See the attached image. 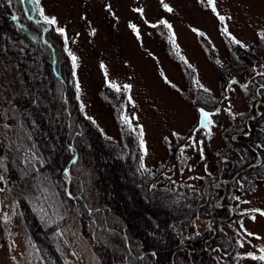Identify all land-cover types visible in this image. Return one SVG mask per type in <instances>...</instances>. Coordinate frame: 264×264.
<instances>
[{
    "label": "rangeland",
    "instance_id": "rangeland-1",
    "mask_svg": "<svg viewBox=\"0 0 264 264\" xmlns=\"http://www.w3.org/2000/svg\"><path fill=\"white\" fill-rule=\"evenodd\" d=\"M215 2L218 12L230 19L221 22L211 11L207 0L203 3L201 0H40L39 6L45 9L47 15L55 16L58 24L48 26L40 18L35 21L40 20V38L44 43L51 30L64 27L67 48L78 57V67L73 75L71 57L65 50L64 62L68 69L62 71L65 78L60 74L55 48H52L50 57L53 75L62 90L65 85L67 87L69 96L65 100L77 112L76 122L81 124L84 118L91 116L110 148L119 146L130 151L132 144L134 151L130 153L131 157H136L134 160L138 172H145L140 166L143 157L147 171L154 175L152 185L155 188L184 185L193 199L197 200L196 203L204 207V211L197 212L202 213V216L196 215L191 220V234L178 230V234L182 233L180 243L188 244L187 251L190 253L195 250L189 239H204V252L196 257L195 262L192 256L190 264H264V261L252 260L246 255L247 252L260 255L259 250L264 248V217L251 211L254 208L264 210V145L258 141L254 147L251 146L254 155L250 157L249 164L231 177L225 175V169L232 164L237 166L245 163L243 153L249 156L247 147L251 145L248 138L254 129L252 122L257 123L256 130L264 131L262 126H258L264 117V97L257 82L264 58L260 59L257 68L231 70L230 45L223 32L227 27L244 44L252 46L256 43L259 40L258 33L264 32V0ZM30 3V7H37L32 0ZM164 3L172 7L173 12H167ZM24 4L28 10L27 2ZM108 5H111V11ZM138 8L143 9V14L136 11ZM162 19L172 25L171 30L158 24ZM131 24L137 25L139 38L130 27ZM152 24L158 26L153 28ZM45 27L49 29L47 32L44 31ZM193 29L205 35L200 36ZM173 33L174 43L170 39ZM61 44L65 48V44ZM215 55L220 64L214 59ZM101 63L106 66L108 80L121 86L131 84V90L117 93L109 88ZM225 63L229 64L223 69ZM16 74L15 63L0 56V110L9 105L20 91L15 81ZM197 80L210 91L205 93L196 83ZM232 80L237 83L229 87ZM77 82L80 84L79 93ZM114 95L117 103L112 100ZM129 95L132 97L131 102ZM81 103L84 104L83 111L80 110ZM200 107L213 113L214 124L210 137L207 128H200ZM125 114L131 118V128L121 118ZM241 121L247 122L246 129L233 132L229 138L230 129L236 130ZM140 126L144 131L146 155L139 146ZM125 128L130 130L134 143H127ZM79 135L75 137L79 139ZM6 139L8 142L13 141L14 136H6L0 128V141L4 143ZM199 141L203 143H195ZM76 143L74 138L68 142L71 145L67 151L69 160L61 172L67 181L68 193L70 177L66 178L63 170L70 169L73 157L79 158ZM236 143L241 144L235 147ZM1 146L0 156H7ZM228 152L238 155L234 161L227 157ZM57 156L62 161L65 151ZM103 162L113 164L112 160L105 157ZM6 163L9 166V170L4 173L7 182H0V188L4 189L0 191V264H44L34 241L20 221V207L13 190L15 171L9 157ZM259 164L262 165L263 175L251 178L248 182L241 177L239 179L242 171ZM116 177L118 181L115 185L121 187L118 193L125 199L130 213H139L137 224H153L152 216L137 206V195L131 194L135 190L133 183L122 162L117 167ZM245 200L251 203H243ZM141 201L149 210L161 214L159 211L162 207L159 204L151 206ZM171 213L173 217V211ZM253 215L256 220L251 219ZM241 222L244 228L255 235L245 237L240 228ZM81 226L76 216L70 215L68 230L59 241L64 257L70 264H99L91 243L84 238ZM162 230L165 231L154 223V247L161 241L157 238ZM257 236L262 239H257ZM241 238L245 239L243 248L236 243ZM162 247L164 251L165 244ZM176 260L174 252L172 262L177 264Z\"/></svg>",
    "mask_w": 264,
    "mask_h": 264
},
{
    "label": "trees",
    "instance_id": "trees-1",
    "mask_svg": "<svg viewBox=\"0 0 264 264\" xmlns=\"http://www.w3.org/2000/svg\"><path fill=\"white\" fill-rule=\"evenodd\" d=\"M26 2L28 10L19 0H12L11 5L8 0H0V56L15 63L17 69L15 81L20 87L12 102L0 110V128L3 134L6 136L12 134L13 141L19 142L17 136L23 133L17 124L18 121L25 123L28 126L26 131L32 133L33 140L48 162L41 169V175L21 178L20 168L12 163L14 153H10L3 144L1 147L10 158L15 171L13 190L20 207V221L34 241L44 264H70L64 257L59 241L61 242L63 234L68 230V218L72 214L81 223L84 238L91 243L99 264H174L175 259L172 262L174 252L177 264H190L192 256L195 262L196 257L204 252V239L198 240L199 237L189 239L193 242L195 250L191 254L187 251L188 244L180 243L182 233L178 234V230L191 234L193 231L191 220L196 215L201 217L202 213L197 212L204 211V207L196 203L197 200L193 199L189 189L184 185L178 184L166 189L153 187L154 175L149 170L144 173L137 170V162L134 160L136 157H131L130 153L134 151L132 144L130 151L119 146L110 148L103 132L90 120L84 118L83 123L76 122L77 112L73 111V105L65 100L69 96L67 87L63 86L65 89L62 90L50 66L52 48H55L59 71L65 78L62 71L66 72L68 69L64 62L66 51L61 44V42L64 44L63 37L53 29L46 35L48 43H44L40 38L41 24L35 21L40 17L36 11H32L30 0ZM13 15L19 17V20H13ZM28 16L33 19L29 20ZM227 39L231 53L229 63L233 65L231 70L257 68L260 59L264 58V39L259 37L256 43L247 47L232 43L228 35ZM214 59L218 64L221 63L216 55ZM228 64H223L222 68L226 69ZM262 66L257 82L264 97V75H261L264 73V64ZM112 100L117 103L115 95ZM32 121H35L34 128L31 127ZM260 121L262 124L258 126L264 128V117ZM239 123L236 130L230 129L229 138L233 132H242L246 129V121ZM256 124L252 122L254 129L252 136L248 138L251 144L250 148L247 147L250 154L247 156L243 153L247 162L239 163L237 166L232 164L225 169L226 176H233L239 169L249 164L254 155L251 146L254 147L258 141L264 145L262 137L264 131L256 130ZM76 133L80 134L77 136L79 139L75 137ZM124 134L127 143H134L130 130L125 128ZM72 138L77 141L79 158L70 167L71 196H69L66 189L67 181L63 179L61 172L69 160L68 142ZM7 143L6 139L4 144ZM240 144L236 143L234 146L238 147ZM62 151H65V156L60 161L57 154L60 155ZM226 155L233 161L238 156L229 152ZM103 157L112 160L113 164H104ZM121 162L129 172V179L135 189L131 194L137 195L136 202L139 204L137 206L152 216L153 224H137L139 213H130L125 199L119 195L121 187L115 183L118 181L116 170ZM260 175H263L261 164L242 171L238 177L248 182ZM42 176L49 178L44 184L40 183ZM180 197L181 200L178 199ZM141 199L151 206L159 204L162 207L159 211L161 214L149 210ZM191 206L193 207L190 210ZM41 208L44 209L43 212L40 211ZM154 223L157 227L165 229L160 231L157 239L161 241H158L157 247H154ZM210 241L205 244L208 245ZM164 244L166 248L163 251ZM154 251L156 255H153Z\"/></svg>",
    "mask_w": 264,
    "mask_h": 264
},
{
    "label": "snow or ice",
    "instance_id": "snow-or-ice-1",
    "mask_svg": "<svg viewBox=\"0 0 264 264\" xmlns=\"http://www.w3.org/2000/svg\"><path fill=\"white\" fill-rule=\"evenodd\" d=\"M19 2L25 3L26 0H19ZM32 2L37 6V7H34L32 9V11H38L40 20H42L45 25L54 26V25L58 24V20L55 16L47 15L45 13V9L43 7L39 6L40 0H32ZM162 2H163V0H162ZM201 2L203 3L204 0H201ZM8 3H9V5H11L12 0H8ZM207 3L211 6V11L217 15L218 19L221 22H224L226 19H230V17L226 18L224 15H221L218 12L215 0H207ZM163 7L167 12H173V8L170 7L167 3H164ZM108 10L111 11V5H108ZM136 11L143 14V9L138 8V9H136ZM12 19L13 20H19V17L13 15ZM28 19L32 20L33 18L31 16H28ZM40 20H37L36 23L39 24ZM158 24L167 27L169 30L172 29V25L167 20L162 19L158 22ZM158 24H152L151 26L153 28H156L158 26ZM130 27L133 29V31L136 33L137 37L139 38L140 33H139L138 28H137V25L131 24ZM48 30L49 29L47 27L44 28L45 32H47ZM55 31L64 37L65 50L68 52V55L71 57L73 75H75V69L78 67V57L71 50H69L67 48L68 40H67L66 29L64 27H56ZM193 31L198 32V34L200 36L205 35L203 32H200L198 29H193ZM223 32L225 35H228L230 37V40L232 43H234L236 45H240L241 47H247V45L243 44V42L240 39H238L231 32H229L227 27H225L223 29ZM92 34L93 35L95 34V29L92 30ZM258 35H259L260 39H264V32L258 33ZM170 39H172L173 43L175 42L174 33ZM45 43H48L47 40L45 41ZM190 66L191 65H189V67ZM100 67L102 69H105L104 75H105L106 80H108V72H107L106 66L103 63H101ZM261 75H264V73H261ZM164 78H165V81L168 82L167 77L165 76ZM196 83L199 84V86L203 89V91L205 93L210 91L207 87H204V85L200 84L199 80H197ZM236 83H237L236 80H232L229 87H231L232 84H236ZM108 86H109V88L113 89L117 93L121 92L122 90H131V88H132L131 84H124L123 86H121L120 84L115 83L111 80H108ZM172 86L175 87V85H172ZM245 87H246V85H245ZM76 89H77V92L79 93V91H80L79 82H77V84H76ZM77 98L79 99V97H77ZM128 99L130 102L132 101L131 95L128 96ZM80 110L81 111L84 110V104L83 103H81V105H80ZM216 111L219 112V109H217ZM198 113H199L200 128H207L209 130V137H210L211 136V128H212V125L214 124V120L212 119L213 113L206 111L204 107H200L198 109ZM229 113L231 114L230 108H229ZM121 118L124 121V123H126L130 128L132 127L131 118L127 114L123 115ZM87 119L90 120L93 124L96 123V121L91 116H88ZM17 126L20 129V131L23 133V135L17 136V140L19 142L10 140L7 144H4L3 141H0V144H3V146L6 149H8V151L10 153H14V155L12 156V163L16 164L17 167L20 168V171L22 173L21 178H27V177L34 176V175H41V169L43 168V166L45 164H47L48 161L43 156V154L40 152L39 146L33 140L32 133L29 131H26V128L28 126L25 123H23L22 121H18ZM5 127H8V125H5ZM31 127H33V128L35 127V121H32ZM133 130L136 131L137 129H133ZM138 131H139V146L144 151V153L146 155L147 154V147H146V141L144 140L143 127L140 126L138 128ZM197 131H199V129H197ZM25 141H28L29 143H25ZM195 143L202 144L203 142L199 141V142H195ZM69 147L71 148V145ZM182 151H183V149H182ZM201 156H203L202 151H201ZM7 160H8V156H0V182H7V177L4 174L6 171L9 170V166L6 163ZM76 162H77V158L73 157L72 163L75 164ZM140 166L142 169L147 171V168L143 162V157H141V165ZM63 172H64V176L66 178L70 177V169L65 168L63 170ZM48 179L49 178L47 176H42L40 183L44 184L46 181H48ZM153 187H155V185H153ZM44 190L47 191L46 188ZM0 191H4V189L0 188ZM68 195L71 196V192H69ZM236 199L239 200L240 198L236 197ZM243 203L249 204L251 202L245 200V201H243ZM40 211L43 212L44 209L41 208ZM251 211L253 213H259V215L261 217H264V210H262V209L254 208V209H251ZM242 214L246 215L247 213H242ZM251 219L256 220V216L253 215L251 217ZM240 228L243 231V234L245 237H252L255 235L253 232L248 231L246 228H244L243 222L240 223ZM197 235H199V233H197ZM256 238L262 239L259 236H257ZM236 243H238L239 246L241 248H243L245 246V239H243V238L238 239L236 241ZM37 251H39V250H37ZM259 251H260V255H256L254 252H247L246 255L248 258H251L252 260L264 261V248H261ZM153 255H155V253H153Z\"/></svg>",
    "mask_w": 264,
    "mask_h": 264
}]
</instances>
